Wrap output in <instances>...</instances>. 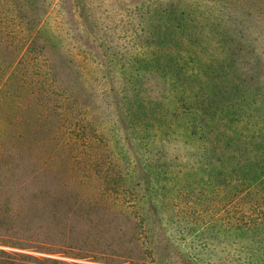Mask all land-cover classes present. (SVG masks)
I'll use <instances>...</instances> for the list:
<instances>
[{"label": "rangeland", "instance_id": "374dc122", "mask_svg": "<svg viewBox=\"0 0 264 264\" xmlns=\"http://www.w3.org/2000/svg\"><path fill=\"white\" fill-rule=\"evenodd\" d=\"M21 1L46 20L0 93V264L264 255V185L224 204L201 185L225 151L255 165L264 148V0ZM167 4L199 55L185 94L145 42L146 9Z\"/></svg>", "mask_w": 264, "mask_h": 264}, {"label": "trees", "instance_id": "16d2710c", "mask_svg": "<svg viewBox=\"0 0 264 264\" xmlns=\"http://www.w3.org/2000/svg\"><path fill=\"white\" fill-rule=\"evenodd\" d=\"M22 6L24 7V4L21 0H0V93L9 91L12 76L15 75L22 64L26 63L24 58L30 54L37 41V35L44 28L45 17L39 15L33 19L25 14L21 15ZM146 10H148L146 12L148 15L146 16L145 32L148 35L145 37V42H149L148 46L153 44L157 48L158 58L156 62H158L159 73L162 76L170 74L168 80L172 81V88L185 94L187 90L183 78L191 74L190 72L193 71L195 66L200 64L196 50L187 47L177 48L181 41L177 38V35L187 34L185 17L171 9V4ZM162 18H165L167 22L165 30L168 31V35L166 37H161L159 33V22ZM157 23L159 24L157 25ZM171 48L175 54L169 51ZM12 51L15 53V57L8 55V52ZM148 62L149 60L147 64ZM47 77H50L52 82L58 83L55 75L50 73ZM210 87L212 88V86ZM238 148L235 147V149ZM225 149L230 150L231 146H225ZM257 153L258 162L251 165L242 162L241 156L225 151L223 158L228 157L224 161L222 160L219 166L210 161L207 162L208 165L204 171L208 172L206 178H202L201 185L203 187L209 186L216 193L220 191V202L222 204L229 201L227 199L230 191H237L241 200L245 197V194L255 193L256 189L264 185V177L260 179L264 175V169L262 170L261 165L264 163V148L259 146ZM218 168L220 169L218 170ZM241 193L245 194L241 195ZM242 264H264V255L251 254L243 260Z\"/></svg>", "mask_w": 264, "mask_h": 264}]
</instances>
